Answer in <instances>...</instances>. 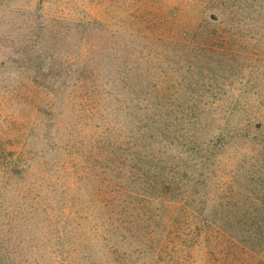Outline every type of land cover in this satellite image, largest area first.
<instances>
[{
  "label": "trees",
  "instance_id": "1",
  "mask_svg": "<svg viewBox=\"0 0 264 264\" xmlns=\"http://www.w3.org/2000/svg\"><path fill=\"white\" fill-rule=\"evenodd\" d=\"M246 1L189 0L186 20L173 13V42L197 69L119 70L117 93L97 75L91 32L103 21L83 10L51 20L43 8L37 32L29 26L14 44L21 56L38 48L49 73L33 138L13 124L0 133V264H187L188 219L193 242L199 230L216 241L219 264H264V181L247 196L208 190L211 167L264 168V41L242 47L240 24L222 28ZM215 58L216 70L202 63ZM24 71L6 93L33 107ZM77 95L73 126L61 100Z\"/></svg>",
  "mask_w": 264,
  "mask_h": 264
},
{
  "label": "rangeland",
  "instance_id": "2",
  "mask_svg": "<svg viewBox=\"0 0 264 264\" xmlns=\"http://www.w3.org/2000/svg\"><path fill=\"white\" fill-rule=\"evenodd\" d=\"M187 2L189 0H0V133L12 124L16 130L24 131L30 139L33 138L30 129L34 128L35 132L38 131L36 126L31 127L30 121L35 117L41 118L39 113L33 115L32 112L38 104L39 86L42 87L45 84L46 77L44 75L49 72L41 69L43 61L41 55L39 56L38 48L31 53V56L27 57V54L24 56L16 54L14 44L29 26L32 25L35 28L34 32H37V25L44 18L43 8L48 10L50 14L47 15L51 20H56L55 16H58L62 11L70 14L73 11L83 10L89 16L103 21L101 32L96 30L91 32L95 39V42H91L99 47V49L95 48L96 51H99V55L95 59L100 61L97 75L98 80L106 83L107 90L117 93L123 90L121 87L123 84L120 82L118 85L117 81L119 70L123 72L125 69H135L138 72H143L145 70L163 71L180 68L197 69L196 67L191 68L187 63L179 62L180 56L184 57L187 51L181 50L182 45L173 42V33L176 32V29L181 28L178 25H172L174 19L178 20L174 14H179L184 19L183 7ZM245 5L248 8L237 10L228 18L224 16L226 22L222 28L228 27L232 22L240 24L239 28L242 33L249 36L240 45L250 48L257 43L260 46L264 41V2L262 0H247ZM206 13L212 22H216L215 20L220 22L223 17L219 15L220 19H217L212 10ZM212 36L221 37L223 41L228 42L224 34ZM228 45L230 44L228 43ZM202 63L210 64L211 68L216 70L219 60L215 58L214 60L210 59V63ZM221 64L219 65L221 66ZM27 66L38 70V72L24 71ZM76 69L77 65L75 64L74 71ZM23 71L25 76H30V80H24V83L34 85V97L37 102L33 107L15 102L10 98L11 96L7 97V87L16 84ZM139 84H141L140 80ZM125 97L129 98L131 94L125 95ZM26 99L28 102L34 100L32 94L29 93L26 95ZM64 100L68 101L65 119L74 126L75 122L80 120L79 112L84 107V103L81 101L80 95L72 100L65 97L61 101ZM90 103H92L91 99ZM56 105L57 110L59 106L61 108L64 106L60 100ZM87 128L85 134L90 132ZM211 172L216 174L215 180L213 183H209L208 187L212 193L220 194L222 189L225 193L237 190L240 194L247 196L249 192L260 189L264 181V168L259 167L239 168L236 165L211 167ZM197 190L204 194L202 186ZM239 204L240 211L244 213L247 207L246 200L241 199ZM191 212L195 213L194 208L186 206V214L189 215ZM189 220L188 227H186L187 264H193V260L196 261V264H219V249L211 250L216 241H213V238L206 232L199 230L198 233L196 231V243L193 242L195 226ZM202 225L203 223L200 227ZM237 227L245 230L249 226L237 225Z\"/></svg>",
  "mask_w": 264,
  "mask_h": 264
}]
</instances>
